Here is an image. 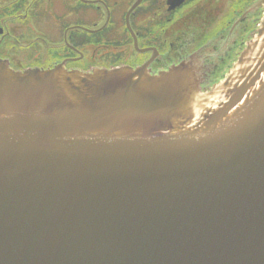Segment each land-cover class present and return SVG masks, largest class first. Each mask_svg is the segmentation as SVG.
Segmentation results:
<instances>
[{"label":"water","instance_id":"1","mask_svg":"<svg viewBox=\"0 0 264 264\" xmlns=\"http://www.w3.org/2000/svg\"><path fill=\"white\" fill-rule=\"evenodd\" d=\"M200 65L0 60V264H264V15L208 90Z\"/></svg>","mask_w":264,"mask_h":264},{"label":"flooded vegetation","instance_id":"2","mask_svg":"<svg viewBox=\"0 0 264 264\" xmlns=\"http://www.w3.org/2000/svg\"><path fill=\"white\" fill-rule=\"evenodd\" d=\"M260 0H0V60L13 70L158 75L197 57L202 90L222 80L257 32Z\"/></svg>","mask_w":264,"mask_h":264}]
</instances>
